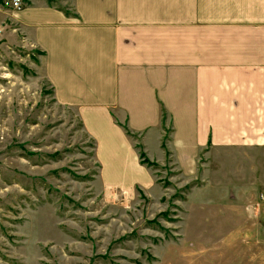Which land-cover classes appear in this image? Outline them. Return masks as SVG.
Listing matches in <instances>:
<instances>
[{
  "label": "rangeland",
  "instance_id": "rangeland-1",
  "mask_svg": "<svg viewBox=\"0 0 264 264\" xmlns=\"http://www.w3.org/2000/svg\"><path fill=\"white\" fill-rule=\"evenodd\" d=\"M4 1L0 264H256L249 253L264 244L255 228L264 150L216 148L185 173L169 151L162 113L161 137L144 145L128 134L144 182L108 185L93 141L76 111L54 99L41 52L22 38ZM44 1L70 8V0ZM246 190L252 196L236 203Z\"/></svg>",
  "mask_w": 264,
  "mask_h": 264
},
{
  "label": "crops",
  "instance_id": "crops-1",
  "mask_svg": "<svg viewBox=\"0 0 264 264\" xmlns=\"http://www.w3.org/2000/svg\"><path fill=\"white\" fill-rule=\"evenodd\" d=\"M13 18L41 52L56 102L76 111L108 185L144 182L128 134L144 145L161 137L162 113L185 173L216 148L264 150V0H26ZM253 251L249 260L264 264V244Z\"/></svg>",
  "mask_w": 264,
  "mask_h": 264
},
{
  "label": "built area",
  "instance_id": "built-area-1",
  "mask_svg": "<svg viewBox=\"0 0 264 264\" xmlns=\"http://www.w3.org/2000/svg\"><path fill=\"white\" fill-rule=\"evenodd\" d=\"M21 2V0H5L3 4H5V6L12 7V9H19L21 7ZM259 198L264 202V194H260Z\"/></svg>",
  "mask_w": 264,
  "mask_h": 264
},
{
  "label": "trees",
  "instance_id": "trees-1",
  "mask_svg": "<svg viewBox=\"0 0 264 264\" xmlns=\"http://www.w3.org/2000/svg\"><path fill=\"white\" fill-rule=\"evenodd\" d=\"M50 1V0H49ZM66 14H68V12H66Z\"/></svg>",
  "mask_w": 264,
  "mask_h": 264
}]
</instances>
